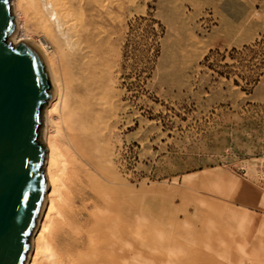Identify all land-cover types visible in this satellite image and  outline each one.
Masks as SVG:
<instances>
[{"label":"rangeland","instance_id":"374dc122","mask_svg":"<svg viewBox=\"0 0 264 264\" xmlns=\"http://www.w3.org/2000/svg\"><path fill=\"white\" fill-rule=\"evenodd\" d=\"M122 4L118 21H108L102 65L111 104L105 112H113L109 153L120 176L138 192L140 207L151 203L155 238L163 240L167 229L179 264L189 250H210L207 239L193 235L199 205L202 215L216 213L227 230L241 229L259 248L264 0Z\"/></svg>","mask_w":264,"mask_h":264},{"label":"bare ground","instance_id":"6f19581e","mask_svg":"<svg viewBox=\"0 0 264 264\" xmlns=\"http://www.w3.org/2000/svg\"><path fill=\"white\" fill-rule=\"evenodd\" d=\"M11 6L17 32L9 41L38 46L50 94L40 132L47 182L24 264H179L167 229L163 240L155 238L153 206L140 207L109 153L113 112H105L111 104L102 65L108 21H118L122 0H12ZM202 209L195 206L201 226L193 235L207 239L210 250H189L184 264H264L262 241L254 247L240 228L227 230L216 213Z\"/></svg>","mask_w":264,"mask_h":264},{"label":"water","instance_id":"95a60500","mask_svg":"<svg viewBox=\"0 0 264 264\" xmlns=\"http://www.w3.org/2000/svg\"><path fill=\"white\" fill-rule=\"evenodd\" d=\"M17 32L11 0H0V264H24L45 195L41 113L50 94L47 67Z\"/></svg>","mask_w":264,"mask_h":264},{"label":"crops","instance_id":"0c3cea01","mask_svg":"<svg viewBox=\"0 0 264 264\" xmlns=\"http://www.w3.org/2000/svg\"><path fill=\"white\" fill-rule=\"evenodd\" d=\"M233 24V23H232Z\"/></svg>","mask_w":264,"mask_h":264}]
</instances>
